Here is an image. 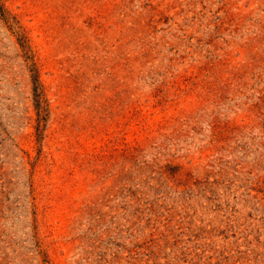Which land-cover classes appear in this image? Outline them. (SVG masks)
<instances>
[{
	"label": "rangeland",
	"instance_id": "rangeland-1",
	"mask_svg": "<svg viewBox=\"0 0 264 264\" xmlns=\"http://www.w3.org/2000/svg\"><path fill=\"white\" fill-rule=\"evenodd\" d=\"M0 264H264V0H0Z\"/></svg>",
	"mask_w": 264,
	"mask_h": 264
}]
</instances>
